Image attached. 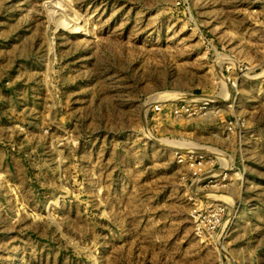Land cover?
Instances as JSON below:
<instances>
[{
	"label": "rangeland",
	"instance_id": "1",
	"mask_svg": "<svg viewBox=\"0 0 264 264\" xmlns=\"http://www.w3.org/2000/svg\"><path fill=\"white\" fill-rule=\"evenodd\" d=\"M0 264H264V0H0Z\"/></svg>",
	"mask_w": 264,
	"mask_h": 264
},
{
	"label": "bare ground",
	"instance_id": "2",
	"mask_svg": "<svg viewBox=\"0 0 264 264\" xmlns=\"http://www.w3.org/2000/svg\"><path fill=\"white\" fill-rule=\"evenodd\" d=\"M165 95V94H164ZM173 97V96H172ZM166 98H168V97H166ZM170 98V97H169ZM179 146V145H178ZM181 147H183V146H181Z\"/></svg>",
	"mask_w": 264,
	"mask_h": 264
},
{
	"label": "built area",
	"instance_id": "3",
	"mask_svg": "<svg viewBox=\"0 0 264 264\" xmlns=\"http://www.w3.org/2000/svg\"><path fill=\"white\" fill-rule=\"evenodd\" d=\"M175 113H178V111L176 110Z\"/></svg>",
	"mask_w": 264,
	"mask_h": 264
}]
</instances>
